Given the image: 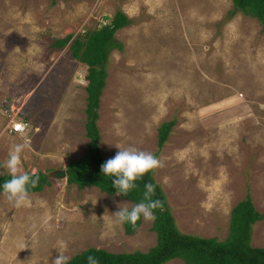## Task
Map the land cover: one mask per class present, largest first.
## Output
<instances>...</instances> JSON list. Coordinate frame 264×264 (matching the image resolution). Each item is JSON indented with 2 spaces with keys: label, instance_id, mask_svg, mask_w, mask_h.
Returning a JSON list of instances; mask_svg holds the SVG:
<instances>
[{
  "label": "rangeland",
  "instance_id": "1",
  "mask_svg": "<svg viewBox=\"0 0 264 264\" xmlns=\"http://www.w3.org/2000/svg\"><path fill=\"white\" fill-rule=\"evenodd\" d=\"M118 10L131 21L115 32L122 50L112 49L106 63L97 120L103 155L114 157L117 143L158 150L163 166L153 177L182 233L224 240L231 209L246 192L264 214L258 20L230 14L231 0H0V175L12 145L27 141L22 170L50 180L29 193L28 207L17 209L0 194V264H52L58 240L68 243L70 258L90 247L129 253L156 243L152 221L143 217L132 235L122 224L105 226L106 210L111 217L132 202L53 177L88 143V66L72 57L70 43ZM68 35L64 47H52ZM14 120L27 123L23 133L10 130ZM167 121L174 124L158 148V128ZM251 234L253 246H264V217Z\"/></svg>",
  "mask_w": 264,
  "mask_h": 264
},
{
  "label": "trees",
  "instance_id": "2",
  "mask_svg": "<svg viewBox=\"0 0 264 264\" xmlns=\"http://www.w3.org/2000/svg\"><path fill=\"white\" fill-rule=\"evenodd\" d=\"M53 3L55 0H50ZM232 10L258 20L264 32V0H231ZM128 16L122 11H116L109 23L99 29L87 31L84 37L77 35L70 43L71 55L74 59L85 63L87 74L86 84V123L85 134L88 138L85 154L79 159L69 161L65 167L66 183L77 188L94 186L108 195L117 193L112 181L114 177L104 176L101 171L109 158L100 149V132L97 126L99 102L106 83V63L112 49L122 50L120 42L114 40L117 30L130 23ZM72 38L71 35L60 38L52 43L54 48L64 47ZM174 121L163 122L158 128V148L165 143ZM157 158L159 151L152 152ZM39 182L29 188V193L40 192L50 184L49 175L36 172ZM10 177L5 173L0 175V186ZM135 187L123 199L136 204L143 199L145 184L155 185L153 199L163 202V210H154L156 219L152 221L151 229L156 233V243L147 251H132L115 253L95 247L87 248L69 259L68 264H89L88 257L93 256L98 264H164L169 260L179 258L184 264H264V246L251 244L252 226L263 219L264 214L256 210L249 192L240 199L230 212L228 235L224 240L216 237L182 233L175 223L167 198L160 185L153 177V171L138 178ZM2 192V187H0ZM142 218V217H141ZM141 219L135 224L123 223L128 235L136 233Z\"/></svg>",
  "mask_w": 264,
  "mask_h": 264
},
{
  "label": "clouds",
  "instance_id": "3",
  "mask_svg": "<svg viewBox=\"0 0 264 264\" xmlns=\"http://www.w3.org/2000/svg\"><path fill=\"white\" fill-rule=\"evenodd\" d=\"M121 113H117L119 117ZM119 130V125H114ZM119 134V131H118ZM28 147V142L14 144L8 152V156L3 164L5 170L3 174H7L10 178L2 184V194L6 200L15 208L31 206L29 196V188L35 187L39 182V176L35 173H28L21 168V156L25 148ZM119 149L116 155L108 159L101 165V171L104 176L114 177L112 184L117 190V195H127L136 185L135 181L143 175L162 167V162L151 152L138 149L135 146L129 145L124 147L121 144H115ZM155 195V185L153 183L145 184L143 199L132 205L128 203L119 204V210L111 214L105 212L103 221L105 226L111 229L114 225L123 224L125 222L135 225L141 217L145 221H154L156 216L154 210H163L164 204L159 199H153ZM87 203V202H86ZM93 205L97 201H92ZM91 218L96 219L95 213ZM104 235V234H102ZM59 255L52 261V264H68L70 257L66 255L68 251V243L64 240H58L56 248ZM89 264H98L93 256L88 258Z\"/></svg>",
  "mask_w": 264,
  "mask_h": 264
},
{
  "label": "built area",
  "instance_id": "4",
  "mask_svg": "<svg viewBox=\"0 0 264 264\" xmlns=\"http://www.w3.org/2000/svg\"><path fill=\"white\" fill-rule=\"evenodd\" d=\"M26 125L27 123L25 121L22 120H14L11 123V128L10 130L14 133H23L26 129Z\"/></svg>",
  "mask_w": 264,
  "mask_h": 264
},
{
  "label": "water",
  "instance_id": "5",
  "mask_svg": "<svg viewBox=\"0 0 264 264\" xmlns=\"http://www.w3.org/2000/svg\"><path fill=\"white\" fill-rule=\"evenodd\" d=\"M53 177H57V178H66V172H65V169L54 170V172H53Z\"/></svg>",
  "mask_w": 264,
  "mask_h": 264
}]
</instances>
